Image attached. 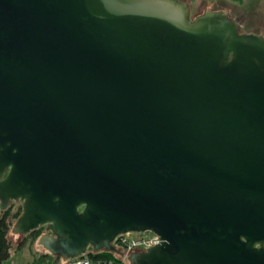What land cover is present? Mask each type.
<instances>
[{
	"label": "water",
	"instance_id": "1",
	"mask_svg": "<svg viewBox=\"0 0 264 264\" xmlns=\"http://www.w3.org/2000/svg\"><path fill=\"white\" fill-rule=\"evenodd\" d=\"M184 0H0V211L59 259L264 264V35Z\"/></svg>",
	"mask_w": 264,
	"mask_h": 264
},
{
	"label": "rangeland",
	"instance_id": "2",
	"mask_svg": "<svg viewBox=\"0 0 264 264\" xmlns=\"http://www.w3.org/2000/svg\"><path fill=\"white\" fill-rule=\"evenodd\" d=\"M189 2L191 8V19L194 20L197 16L205 13L206 9L211 10H230L232 14L238 16L244 15L240 22V30L246 33H255L264 35V0H184ZM21 203L12 204V213L15 214L22 206ZM12 227L9 233L10 239L12 240V255L4 264H44L38 262V259L42 255H50L49 251L41 244L39 239L33 241L29 235L15 234L13 232L14 225L17 218H10ZM46 231H43L45 233ZM147 235L152 234L151 231H146ZM26 244L20 248L22 242ZM53 257V256H52ZM55 264L63 262V258L59 259L54 256Z\"/></svg>",
	"mask_w": 264,
	"mask_h": 264
},
{
	"label": "built area",
	"instance_id": "3",
	"mask_svg": "<svg viewBox=\"0 0 264 264\" xmlns=\"http://www.w3.org/2000/svg\"><path fill=\"white\" fill-rule=\"evenodd\" d=\"M148 231H151L152 234L147 235L145 234L146 232H128L119 234L112 244L115 248L125 254L123 255L120 252L112 250L118 258H96L90 255V251H95L90 248L89 253L74 258H68L60 264H133L129 260V256L132 252L147 251L149 247L155 246L162 241L161 236L158 233L152 230Z\"/></svg>",
	"mask_w": 264,
	"mask_h": 264
},
{
	"label": "trees",
	"instance_id": "4",
	"mask_svg": "<svg viewBox=\"0 0 264 264\" xmlns=\"http://www.w3.org/2000/svg\"><path fill=\"white\" fill-rule=\"evenodd\" d=\"M237 1H241V0H237ZM11 207L7 210L0 211V264H4L12 255L11 251H12L13 243L9 236L12 227V222L10 218L11 217L19 218L22 213V208H20L15 214H13ZM29 236L32 238L33 241H36L42 236V230L41 229L35 230ZM25 244H26L25 241L22 242L20 244V248H22ZM90 255L101 259L118 258L112 251H106V250L101 252L90 251ZM38 262L44 264H55L54 257L50 255H42L38 259Z\"/></svg>",
	"mask_w": 264,
	"mask_h": 264
},
{
	"label": "flooded vegetation",
	"instance_id": "5",
	"mask_svg": "<svg viewBox=\"0 0 264 264\" xmlns=\"http://www.w3.org/2000/svg\"><path fill=\"white\" fill-rule=\"evenodd\" d=\"M14 203H21V204H22V205H21V206H22L21 208H22V212H23V201H14ZM21 214H22V213H21ZM17 219H18V218H17ZM39 229L42 230V235H43V234H46V233H49V234L52 233V231H49V230H48L47 226H42V227H40ZM37 230H38V229H37ZM43 231H46V232L43 233ZM32 232H33V231H32ZM32 232H31V233H32ZM31 233H29V234H25V235H30ZM48 251H49V250H48ZM49 253H50L53 257L55 256L52 252L49 251Z\"/></svg>",
	"mask_w": 264,
	"mask_h": 264
},
{
	"label": "crops",
	"instance_id": "6",
	"mask_svg": "<svg viewBox=\"0 0 264 264\" xmlns=\"http://www.w3.org/2000/svg\"><path fill=\"white\" fill-rule=\"evenodd\" d=\"M224 10H225V8H224ZM226 11H230V10H227V9H226ZM229 14H230L233 18L237 19L238 21H239V20L241 19V17H242V15L238 16L237 14H232L231 11L229 12ZM240 22H241V21H240Z\"/></svg>",
	"mask_w": 264,
	"mask_h": 264
}]
</instances>
